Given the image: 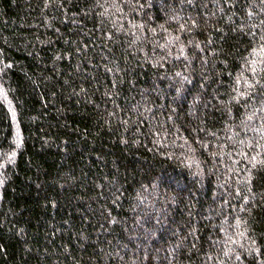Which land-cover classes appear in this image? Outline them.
Here are the masks:
<instances>
[{"label":"trees","instance_id":"16d2710c","mask_svg":"<svg viewBox=\"0 0 264 264\" xmlns=\"http://www.w3.org/2000/svg\"><path fill=\"white\" fill-rule=\"evenodd\" d=\"M0 264H264V0H0Z\"/></svg>","mask_w":264,"mask_h":264}]
</instances>
